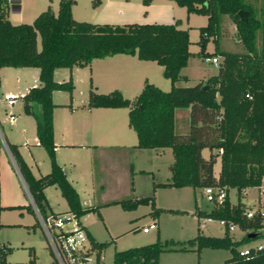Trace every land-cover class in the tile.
Returning a JSON list of instances; mask_svg holds the SVG:
<instances>
[{"label": "trees", "instance_id": "16d2710c", "mask_svg": "<svg viewBox=\"0 0 264 264\" xmlns=\"http://www.w3.org/2000/svg\"><path fill=\"white\" fill-rule=\"evenodd\" d=\"M19 0H0V67L36 66L38 83L29 86L20 96L23 112L34 118L37 144L49 158V170L37 176L21 156L17 144L7 142L14 164L41 213H45L44 188L58 187L69 211L79 218L82 214L97 210V206H82L78 194L54 157L52 138V89L71 90L70 76L56 81L52 71L56 66L88 64L92 58L115 53L134 54L142 58H154L162 67V75L169 79L167 90L144 79L139 92L129 100H121L127 106L128 125L139 138L136 146L170 147L172 160L168 165L166 181L153 182L156 186H222L223 198L209 202L206 210L194 213L210 219L222 220L220 235L203 234L196 227L193 236L185 240L154 241L115 250L110 264H157L161 250H187L198 252L201 247L225 248L228 255L221 264H264V233L256 231L261 226L256 214H243L245 203L238 198L239 191L264 182V0H173L184 6L187 13L202 14L203 25L198 26V50L188 49L186 28L178 26V18L172 22H90L71 15L75 0H58L53 12L47 5L30 22H13L9 18V5ZM151 0H140L147 5ZM257 4L254 5V2ZM245 12L240 18L237 10ZM225 14L233 25L241 49L227 50L217 46L219 16ZM39 37V47L36 38ZM212 40V50L204 49L207 39ZM218 56L215 70L204 79L189 85H176L186 80L180 69L188 56ZM100 94L89 88L87 106L97 104ZM216 96V97H215ZM188 107V129L176 133L172 126V113L176 107ZM158 131V133H156ZM208 150L203 157L201 149ZM218 156V169L212 173L214 157ZM232 187L236 199L229 202L226 190ZM118 203L131 208L138 203H149V215L158 216L162 210L183 212L173 208L156 207L154 196L126 197L107 203ZM33 212L30 203L12 205ZM1 208V206H0ZM100 217L99 212H96ZM234 224L243 231L239 238L229 235L227 225ZM247 230L262 238L259 248L248 246L246 253H239L236 244L247 237ZM91 244L96 247V264H100V252L108 241L96 240L87 232ZM5 248L0 245V264L4 261ZM17 264H57L38 262L29 249L28 258Z\"/></svg>", "mask_w": 264, "mask_h": 264}, {"label": "rangeland", "instance_id": "374dc122", "mask_svg": "<svg viewBox=\"0 0 264 264\" xmlns=\"http://www.w3.org/2000/svg\"><path fill=\"white\" fill-rule=\"evenodd\" d=\"M132 2L137 0H130ZM140 1V0H139ZM58 0H21L17 10L19 17H15L9 5V17L15 22H30L33 17L47 5L53 12L57 10ZM257 1L254 2V5ZM122 9V8H121ZM71 15L78 20L90 22H118L120 7L113 0H75L71 5ZM183 12L185 13L184 9ZM205 17L202 14H192L186 22L183 17L181 27L186 28L189 37L188 49L191 52L198 50V26L203 25ZM217 46L227 50L241 49L234 28L225 14L219 16L217 29ZM39 47V37L36 38ZM210 37L206 41L205 50H212ZM217 60H218V56ZM161 65L154 58H142L138 51L134 54L115 53L108 56L92 58L88 64L71 68L56 66L52 77L56 81L67 79L72 81L71 90L52 89V129L55 131L56 140L63 128L71 130L83 127L82 137L70 140H83L87 143L99 142L103 147L97 152L93 151L92 159L82 153H70L62 147L54 154L55 160L61 165L67 179L78 192L80 201L88 199L90 205L97 206L102 215L98 217L97 210H90L82 219L90 225L97 240L108 241L100 252V264H110L115 250L130 246H138L154 241L159 236L164 240H185L193 236L198 226L203 234L220 235L222 224L217 219L205 220L203 216L197 218L195 209L206 210L209 201L203 197L200 187H172L156 186L152 189L153 182L166 181L169 177L168 165L172 160L169 146H136L139 138L136 130L128 125L127 106L121 101L129 100L136 95L146 79L159 88L167 90L170 86L168 78L161 72ZM215 66L203 60V56L191 54L185 66L180 69V74H186L187 79L175 81L176 85H189L197 82L202 77L212 74ZM3 89L16 93L14 104L8 105L2 99L0 92V134L8 138H17L21 142V126L31 127L34 123L33 116L27 115L29 126L24 124L25 119L20 96L29 86L38 83L37 67L30 66H3L0 70ZM91 88L100 94L97 104L87 106L88 92ZM18 105V106H17ZM18 108V109H17ZM188 107H176L172 113V126L176 133H185L188 129ZM18 110V126L10 125L7 115ZM158 133V131H156ZM26 134L30 133L26 131ZM104 137V138H103ZM68 140V139H65ZM116 144L119 146L117 148ZM124 144V145H123ZM116 148V149H115ZM25 160L31 165L34 175L45 173L49 170V158L45 149L39 145L28 144V148H21ZM208 150L203 148L201 154L206 157ZM103 169L98 168V160ZM34 160L38 163L36 166ZM74 161V164L70 163ZM93 164L96 171V180L91 190L90 177L87 170ZM218 168V159L212 163V173ZM101 169L100 173L97 170ZM99 171V170H98ZM45 204L47 211L65 212L68 206L61 196L56 185L51 184L44 188ZM153 193L156 207L173 208L183 212H169L162 210L154 219L155 228L143 232L141 227L151 219L149 203H138L131 208H122L118 203H104L113 199L126 197H139ZM229 202L236 199L235 190L228 187L226 190ZM255 197L253 186L245 187L239 191L238 198L242 202L250 203ZM29 198L24 185L19 180L18 203L26 205ZM85 206V205H84ZM0 245L5 248V264H17L28 258L31 249L38 262H50L53 259L45 237L37 222L34 212L24 206L19 208H6L0 217ZM108 226V227H107ZM231 237L237 239L242 231L235 226L228 230ZM262 238L254 236L236 244L237 248L251 246L261 242ZM228 255L225 248L201 247L198 252L194 249L167 250L163 249L157 257V264H221Z\"/></svg>", "mask_w": 264, "mask_h": 264}, {"label": "crops", "instance_id": "0c3cea01", "mask_svg": "<svg viewBox=\"0 0 264 264\" xmlns=\"http://www.w3.org/2000/svg\"><path fill=\"white\" fill-rule=\"evenodd\" d=\"M20 2H21V0H19L17 3H12L10 6V9L13 8V6H15V7L18 6V10H19ZM113 3L117 4V6L120 7V10H118L119 15H120V19H119V16H117L118 18H116V19H118V20H116V21H118V22H113V23H123V22H131V21H136V22H153V21L154 22H172L174 19L178 18L179 19L178 20V26L181 27V25L183 23V17L185 18V20L187 22L191 19L192 14H196L193 12L187 13L184 6H180V5L176 4L173 0H151L147 5H143L139 0L134 1V2H132L130 0H113ZM183 9H184L185 13L183 12ZM15 10H17V7ZM12 12L14 13L15 17H19V12L18 13L16 11L14 12V9L12 10ZM13 22H15V21H13ZM205 45H206V43H205ZM0 70H1V67H0ZM184 75H186V74H184ZM205 77H202V78L204 79ZM0 92L2 94L3 93H13L15 95V97L13 98V101L9 104L10 106H12L14 104V99L18 95L16 96V93L11 92L9 89H3V85L1 82V73H0ZM21 108H22V102H21ZM22 111H23V109H22ZM9 113H11V115L13 116V120L12 121L9 120V122H10L9 124L18 126V110L15 112V114H14V112H9ZM23 114H24V116H26V117H24V119L26 120L24 124L29 126V121H27L26 118H27V115H30V114H27L25 112H23ZM20 131H21L20 133L22 135L21 142H18L17 138H8L7 136L0 134V206H1L0 217H1V212L3 210H5L6 208H8L7 206L18 205L17 203H18L19 180L23 184V180H22V178H21V176H20V174H19V172H18V170L14 164V161L12 159V156L8 150L6 143L7 142L16 143L18 150H19L22 157H23V154L21 152V148H28V144H30V143H32L33 145H38L37 144V137L35 134V124L34 123L29 128L21 126ZM26 131H28L30 134L27 135ZM82 131H83V127H79L77 129H74V130H71L69 128H63L62 131H60L58 134V137H61V139H63V140L58 142L56 140L55 131L52 129V138H53V142L55 144L54 154L57 152V150L59 148L65 147V148H67L68 152L75 153V154H78V153L85 154L86 157L90 158L91 161L94 162V160L92 159L93 151L97 150V152H98L103 147L102 146L103 144L99 143V142H94V143L90 144V143L84 142L83 140H70L71 138H74V137L81 139L82 134H83ZM65 139H68V140H65ZM116 146H117V148H119V146L117 144H116ZM216 157L218 159L217 155L214 157V159ZM23 159H24V157H23ZM97 160H98V158H97ZM25 162L27 163L31 172L33 173L32 168H31L32 164H30L27 160H25ZM34 163L36 166L38 165V163L35 160H34ZM70 163L74 164V161L70 160ZM92 165L89 164V168L87 170L88 176L90 177L89 184H90L91 190L93 189L95 181H97L96 180L97 175L95 174L96 171H95L94 166H92ZM99 167L101 169H103L102 164L100 163V160H98V168ZM101 169H98L99 171L97 170V173H100L98 176H101ZM40 174H42V173H40ZM215 174H213V175H215ZM33 175H34V173H33ZM35 176H37V175H35ZM244 188L241 189L242 192H243ZM77 194H78V192H77ZM78 197H79V195H78ZM79 201H80V198H79ZM104 203H107V202H104ZM80 204L82 206H84V205L88 206L91 203H89V198L88 199L86 198V199H82L80 201ZM10 208H17V207H10ZM47 212H55V211L45 210V213H47ZM84 214H82V215H84ZM99 214H100V212H99ZM82 215L79 218H80V221L82 222L85 230L87 232H89L93 236L94 239H96L95 234H94L95 232H94L93 228L83 221ZM100 218H102L101 214H100ZM155 218H153V219H155ZM0 224H1V222H0Z\"/></svg>", "mask_w": 264, "mask_h": 264}, {"label": "built area", "instance_id": "2783aa9c", "mask_svg": "<svg viewBox=\"0 0 264 264\" xmlns=\"http://www.w3.org/2000/svg\"><path fill=\"white\" fill-rule=\"evenodd\" d=\"M204 61L212 63L214 66L217 63L215 55L204 56ZM15 95L13 93H3L2 99L9 105ZM10 121L13 120L11 113L7 115ZM24 184V182H23ZM26 193L29 198L31 208L36 215L37 222L41 227L43 235L46 240L47 247L57 264H96L97 249L94 247L85 230L80 218L74 212L66 210L65 212H47L41 213L33 202L25 184ZM255 189V197L252 202L246 203L243 214L246 217L257 215L261 226L256 229L264 233V182L261 181L258 185L253 186ZM203 197L211 201H220L224 196V189L222 186L212 185L201 187ZM205 220L210 218L204 217ZM222 223V220H218ZM234 224H228L227 229H231ZM156 223L151 219L146 225L141 227L143 232L148 231L150 228H155ZM236 227V226H235ZM247 232H250L247 230ZM243 233V231H242ZM261 242L251 245L254 248H259ZM247 248H237L239 253H246Z\"/></svg>", "mask_w": 264, "mask_h": 264}, {"label": "water", "instance_id": "95a60500", "mask_svg": "<svg viewBox=\"0 0 264 264\" xmlns=\"http://www.w3.org/2000/svg\"><path fill=\"white\" fill-rule=\"evenodd\" d=\"M236 13L239 15L240 18L244 17L245 12L243 10H237ZM253 235V232H247L246 236L251 237Z\"/></svg>", "mask_w": 264, "mask_h": 264}]
</instances>
